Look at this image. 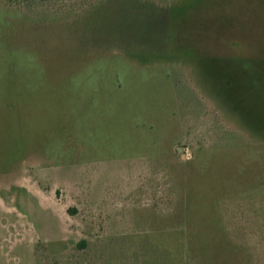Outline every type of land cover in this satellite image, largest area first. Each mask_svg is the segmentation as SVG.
<instances>
[{
    "label": "rangeland",
    "instance_id": "rangeland-1",
    "mask_svg": "<svg viewBox=\"0 0 264 264\" xmlns=\"http://www.w3.org/2000/svg\"><path fill=\"white\" fill-rule=\"evenodd\" d=\"M0 264H264V0H0Z\"/></svg>",
    "mask_w": 264,
    "mask_h": 264
}]
</instances>
